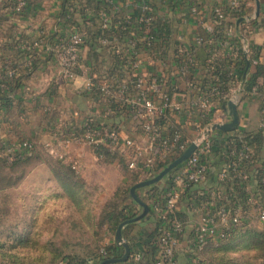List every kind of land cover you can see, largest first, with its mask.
Wrapping results in <instances>:
<instances>
[{"label": "built area", "instance_id": "obj_1", "mask_svg": "<svg viewBox=\"0 0 264 264\" xmlns=\"http://www.w3.org/2000/svg\"><path fill=\"white\" fill-rule=\"evenodd\" d=\"M139 1H141L140 12L134 19L127 16V21L130 23L133 20L136 25H143L142 40L148 45L155 38L151 34L152 8L145 0ZM26 6L27 0H15L10 7L11 18H19V13H22ZM238 7L237 0L231 1L230 9ZM190 9L191 14L199 20L201 14L197 5H192ZM97 15L101 20V27L108 28V13L100 11ZM227 15L226 9L214 7L210 13L211 23L206 27L207 32L212 34L218 26L225 23L223 33L226 38L219 42L222 47H232L230 39L236 33L238 18L233 17L230 21ZM254 17L253 12L250 17L244 19ZM58 27V24L53 27V30L57 32L54 39L50 34L47 37L46 30H37L32 42L20 43V48L26 51L25 58L19 65H6L4 75H0V88L9 90V97H13L15 91L10 90V84L13 85L15 81H18L23 87L26 78L22 76V72L31 68L37 57L50 56L51 62L44 64L45 66L41 63L38 70L44 71L48 65H51L50 67L56 71V76L62 80L75 84L76 89H82L93 97L98 96V100L94 102V115L83 117L77 123L79 135L74 132L70 136L57 137V140L44 144L50 154L79 172L80 163L69 154V145L72 142L83 144L88 146L91 152L103 147L126 157L128 168L138 170L142 180H148L178 158L191 144L194 145L189 156L164 176L167 177L166 185L159 193H156L157 195L151 196L149 192H144L156 212L158 223L154 241L156 246L154 264H176V256L185 232V224L176 213V205L180 197L192 185L204 183L208 179L217 158L222 160L223 166L213 173L214 184L196 195L202 202L203 212L192 225L193 234L188 238L187 264H207L202 257L205 246L210 242L222 241L239 226H252L254 222H258L262 225L260 229L264 231V159L258 158L255 142L244 135L239 128L243 127L240 126L239 115L238 122L232 130L214 127L232 120L229 103L235 104L237 108L243 95H259L256 87L245 89L244 78L237 70L242 58L253 64L259 60V56L256 57L251 53L248 43L244 42L240 44V47L232 48L226 81L229 89L226 94L222 92L221 80L216 79L211 73L220 65L217 54L211 53L206 60L207 69L204 70V74L209 75L212 81L191 101V105L198 108L200 114L203 110V115L205 110L210 111L213 108L216 110V104H218L217 112H219L214 121L212 118L203 126L196 122L195 127L201 128L200 132L194 137H188L176 126H171L169 130L162 127L161 122L166 118L168 110L172 108L180 111L181 104L175 98L171 99L168 93L159 90L160 77L136 75L130 83L119 84L118 76L114 78L87 75L78 84L82 75L80 58L85 31L68 27L64 32ZM212 40L213 37L208 41L200 35L195 37L198 45L205 42L211 45ZM98 41L122 60L123 65L119 68V73L137 71L141 39L136 36L129 38L125 42L126 52L123 51L124 48L107 37H99ZM183 52L184 59L179 72L181 75H187L194 69L196 62L191 51L183 50ZM155 95H158L160 102L155 99ZM125 105L129 107L130 119L135 129L139 131L140 139L124 134L118 124L103 121L101 125L91 124L92 118L108 117L113 112L121 111ZM260 108L263 117L259 128H263L264 102ZM54 143H58L60 149H57ZM31 148L32 145L27 140L13 141L2 150L3 152L0 151V157L13 160L31 151ZM167 155L171 156L164 162ZM110 242L116 244L114 237L109 239ZM99 254L107 257L105 247ZM141 260V251H135L129 254L125 264H138ZM0 264L14 263L9 259H1Z\"/></svg>", "mask_w": 264, "mask_h": 264}, {"label": "crops", "instance_id": "obj_2", "mask_svg": "<svg viewBox=\"0 0 264 264\" xmlns=\"http://www.w3.org/2000/svg\"><path fill=\"white\" fill-rule=\"evenodd\" d=\"M80 6H84L86 0H78ZM152 8L153 27L156 32L154 40L146 45L142 40V34L139 31H130L124 33L125 27L121 26V32L113 35L112 41L118 46L124 48L126 52L125 42L131 37L141 39V49L138 53L139 67L137 71L129 73H119L116 66L115 54L101 43H95L90 46L84 45L81 51L80 66L82 67V75L78 80L80 84L87 75L93 77H114L118 76L119 84L130 83L136 75L150 77L152 75L160 77L159 90L166 92L172 98H175L181 104V110L175 111L170 108L166 118L162 121V127L169 130L171 126H176L188 137H194L200 132L201 128H196V122L202 126L216 119L219 107L210 111H204L203 115L199 113L198 108L192 107L191 101L195 99L200 91L211 82L209 75L204 74L207 69L206 60L210 54L215 52L217 60L221 63L222 70L229 69L231 59L230 53L232 48L240 47L241 43H248L253 47L262 46L259 52H255L251 48V53L257 54L259 60L256 64L245 62V71L242 77L245 82L249 81L251 75L257 72L255 84L259 90V95H243L236 110L239 115V127L242 133L250 137L256 144V153L259 159H264V127L259 128L263 117L261 112V104L264 102V31L262 28H253L250 21L258 17L261 12V6L264 8V0L259 1V13L254 18L244 19L236 26V30L240 32L239 41L231 46L222 47L220 43L213 38L211 45L203 43L196 44L195 37L202 36L207 41L211 39L208 36L206 27L211 23L210 13L216 6L229 9L233 0H145ZM239 6L244 12L242 17H250L256 11V0H237ZM110 4V18H127V16L135 15L140 12L139 0H112ZM197 5L200 11V18L197 20L190 12V7ZM63 0H29L25 7L26 13L22 18H7L0 21V41L3 43L6 39L14 36L35 35V31L39 27L51 29L56 24V16L61 13ZM79 6V5H78ZM264 10V9H263ZM244 17V18H245ZM264 18V12L258 21ZM230 21L233 17H228ZM70 27L86 30L89 22H84L79 12L74 10L72 17L69 18ZM83 21V22H82ZM120 22V21H118ZM136 26V25H134ZM236 33L231 37L233 39ZM230 39V41H231ZM11 40V39H10ZM191 51L195 59L196 65L194 69L187 75H181L179 67L184 59V52ZM118 57V56H117ZM228 57V61H227ZM119 58V57H118ZM244 60V59H243ZM242 60L239 61L241 63ZM243 62V61H242ZM48 65L44 71L36 70L30 77L25 80L24 86L17 90L19 103L16 106L4 105L0 101V151L5 149L13 141H17L23 136L26 139H32L41 144L53 142L56 136L52 134L54 129H58L69 119L94 115V102L98 100V96L93 97L90 93L82 89H76L75 84L66 82L56 76V71ZM122 67V66H121ZM87 70V71H86ZM118 72V73H117ZM211 73L216 79L221 80V89L226 94L229 85L222 81L219 69L212 70ZM218 76V77H217ZM160 102L158 95L154 96ZM221 103V99L219 101ZM124 110L113 112L108 117H99L105 123H114L121 126L124 134L140 139L139 131L135 129L134 123L130 119V110L128 106H124ZM225 107H223L224 109ZM77 150L86 151L85 154L89 158L96 159L86 145H75ZM167 155L164 162L170 158ZM163 162V163H164ZM161 163V164H163ZM222 160L217 158L210 176L204 183L192 185L184 195H182L176 205L178 217L185 224V232L180 242V247L176 256V264H187L188 260V238L193 223L200 217L203 212L202 202L193 199V197L202 192L204 188L213 185L214 174L221 169ZM137 172V171H136ZM139 182L143 181L139 176ZM167 178L163 177L160 181L141 187L138 195L149 205V212L146 218L135 222L129 229L127 239H132L134 249H140L142 253V264H146V252L142 246V237L150 233L155 228L156 212L151 202L145 197L144 192H149L151 196L157 195L166 185ZM160 195V194H159ZM134 208V207H133ZM151 208V209H150ZM142 208L137 203L135 209L130 213L141 212ZM137 214V215H138ZM252 226L262 228L258 222H254ZM125 240V238H124ZM127 243L129 241L125 240ZM129 245V244H128Z\"/></svg>", "mask_w": 264, "mask_h": 264}, {"label": "rangeland", "instance_id": "obj_3", "mask_svg": "<svg viewBox=\"0 0 264 264\" xmlns=\"http://www.w3.org/2000/svg\"><path fill=\"white\" fill-rule=\"evenodd\" d=\"M54 144L60 149L58 143ZM75 145L83 144L72 142L68 147L81 167L74 172L81 182L76 184L82 191L78 205L55 176L56 170L68 172L69 164L59 161L45 146L39 152L21 155L13 164H0V260L9 259L14 264H66L69 255L99 254L114 236L115 221L109 214L123 212L121 192L129 183L124 165L117 160L89 158ZM19 234L23 235L22 244L16 240ZM250 243L252 240L246 235L235 238V249L223 262L264 264V253L248 250L246 245ZM214 256L206 248L202 253L207 264L218 263Z\"/></svg>", "mask_w": 264, "mask_h": 264}, {"label": "trees", "instance_id": "obj_4", "mask_svg": "<svg viewBox=\"0 0 264 264\" xmlns=\"http://www.w3.org/2000/svg\"><path fill=\"white\" fill-rule=\"evenodd\" d=\"M14 1L15 0H1L0 1V21L5 19L4 16L6 17V19L9 17L10 18L12 17V12L10 11V7H12ZM111 1L112 0H86L85 1L86 5L80 6L78 0H63V6L61 9V13L58 14L55 18V20H56L55 22L59 26L58 29H61L65 32L68 29V27H70L69 18L72 17L73 11L76 10L79 12L80 17L84 22H87V21L89 22V24H87L88 26H86L83 46L87 45V44L92 46L95 43H99V41H98L99 37H107L108 39H112L114 34L121 32V29H122L121 26L125 27V29H124L125 34H126V32H130V31H132V32L139 31V33H141V31L143 29V25H141V24L136 25L133 22V20H132V22L129 23L127 21V18H123V19L117 18V17L110 18V16H109L108 28L103 29L101 27V20L97 14L100 11H104V12L106 11L107 13L110 12V4H112ZM28 2H29V0H27V4H28ZM263 9L264 8L261 6V10H260L261 12L259 13L258 17H261L262 12H264ZM226 11L228 13V15H227L228 17H234L236 19L240 18L244 15V12L240 6L236 9H230V8L228 10L226 9ZM25 13H26V10L23 9L22 13H19L20 14L19 18H22ZM137 14L138 13H136L135 15L132 14L131 19H134V17ZM258 17L255 18L254 20L250 21V22L252 23L254 29L260 27L264 31V18L262 17L261 20L258 21L257 20ZM118 21H120V22H118ZM224 24L225 23H222L220 26H218V28L215 29L214 33L209 34L208 36L213 37L218 42L225 39L226 36L223 33ZM134 25H136V26H134ZM37 30H46L47 31V37L50 34L53 39L57 35V32L55 30H53V27L51 29L39 27L36 29V31ZM151 34L154 36L156 34L154 27H153V23L151 25ZM239 37H240V32L238 30H236V36L233 39H231L230 43H232V44L238 43ZM10 39H8V40L6 39L3 43L0 41V75L1 76L4 75V69H5L4 67L6 65H9V66H11L12 64L19 65L20 62L25 58L26 51L20 48V43L32 42L33 36L32 37L14 36V37H10ZM251 48H253L255 50V52H259L260 49L262 48V46L254 45ZM253 55L258 57L257 54L253 53ZM114 56H115L116 63H117L116 66L121 68V66L123 65L122 60L120 58H118L117 55H114ZM42 59H43V61H42ZM241 60L243 62L241 61V63H239V65L237 67V70H238V73L240 74V76H242L244 74V71H245V62H244L245 60H243V58ZM227 61H228V57H227ZM49 62H51L50 56H47L46 58L37 57V59L34 61L31 68L27 69L26 72H24V71L22 72V76L27 79L36 70H38L40 68L41 63L44 65L46 63L48 64ZM119 68H117L118 69L117 71H119ZM217 69H219L220 77H221L222 81L225 83L227 81V70L228 69L222 70L221 63ZM259 69H260V66H258L257 72H255L251 75L249 81L245 82V80H244L245 89L249 90L255 84L256 77L259 75ZM135 77L136 76H134L133 79ZM17 83H18V81H15V83L13 85L10 84V90L15 91V94L13 97H9V92H10L9 90L4 89V88H0V101L4 105H12V106L18 105L19 99H17V98H20V97H18L16 90L22 88V83H18V84ZM124 108H126V107H123L122 110H124ZM87 116H84V117H87ZM81 118H83V117H77V118L69 119L66 123L61 125L58 129H54L52 131V134H54L56 136V138L57 137L64 138L66 136H70L74 132L76 133V135H79L80 131L77 129V127H78L77 123H79ZM92 119H93V121H91L92 125H96V124L101 125V123H102L101 119L96 118V117L92 118ZM70 121H72L71 122L72 124L70 123ZM72 125H74L76 128H72L73 127ZM23 140H27L31 143V145H32L31 151L32 152H39V150L43 149V147H44L43 144L36 142L32 139H26L23 136H21V137H19V139H17V141H23ZM45 150H47V149L45 148ZM92 153L96 156V158L101 157L104 162L117 160V162H121L125 168V173H126L125 175H126L127 180L129 181V183H128V186L126 187V189L121 192V204L123 205L122 206L123 212L119 211L115 215H112V213L109 214V218L111 220L115 221V227L114 228L116 230L119 223H121L122 221H124L126 219H130V218H132L138 214L137 211L130 213L131 210L135 209V205L137 204L130 194V188L139 182V180H140L139 179V173L140 172L138 170L129 169L127 162H126V157H124L123 155H121L117 152H113V151H110V150L102 147V148H99L97 150H93ZM18 157H20V156H18ZM18 157H16L13 160H8L5 157H0V164H2V165L13 164V163L19 161ZM173 159L174 158H172V160ZM59 161H61V160H59ZM69 167H70L69 169H71V170L68 169L67 170L68 172H66V173L62 172V171L59 172L56 170L55 176L58 178L57 180L60 181L61 185H63L65 187L64 190H65L66 194L70 198H72V200L75 202V204L78 205L79 200H80V199L78 200V196H80L82 194V191L78 186H76V184H78V183L81 184V182L79 181V178L77 180V178L75 177L76 175L74 174V172H76V171L74 169H72L70 165H69ZM160 171L161 170H159L158 172H160ZM65 179H68V180L65 181ZM72 180H74L76 182H73ZM140 189L141 188H138L136 190L137 195H138ZM193 199H194V201L195 200L199 201V198H197L195 196L193 197ZM133 224L134 223L127 224L123 228V231H122L123 237L125 238V240L129 241L128 244H129V249H130V252H129L130 255L135 251H141L140 249H134L133 248V244L131 241L132 239H127L129 229L133 226ZM157 224L158 223H157V219H156L155 228H153V230L150 233H147L146 235H144L142 237V246L145 248V250L143 252L147 251L146 256H145V259H146L145 263L146 264H154L155 255H156V246H155L154 241H155V237H156V225ZM192 234H193V232L190 231L189 238L192 236ZM237 235L238 236L246 235L247 237H249L252 240V243L246 245V246H248V250H250V251L258 250V251H261L264 253V231H259V230L256 231V230L250 229V227H248V226H239V227L235 228L222 241H219V242H221L220 244L209 245L210 243H216V242H210L205 246V248L207 249V252L209 254L216 255V256H214V258L215 259L217 258V261H218L217 264H225V262H223V260H225L226 257H228V254L230 252L234 251L235 245L233 244V241L235 238L238 237ZM16 240L18 241V244L24 243L23 235H21V234L17 235ZM205 248L203 249V251L205 250ZM105 249H106L107 254H108L107 257H102L100 254H95L94 256H91V254H89V255H69L67 257V263L66 264H100L101 262H103L104 260H107V259L119 258L124 253V249L122 246L116 245L112 242L108 243L105 246ZM125 263H126V260L120 261V262L105 263V264H125ZM138 264H142V263L140 262Z\"/></svg>", "mask_w": 264, "mask_h": 264}, {"label": "water", "instance_id": "obj_5", "mask_svg": "<svg viewBox=\"0 0 264 264\" xmlns=\"http://www.w3.org/2000/svg\"><path fill=\"white\" fill-rule=\"evenodd\" d=\"M258 13H259V1L256 0L255 15H258ZM243 20H244V17L238 18L236 21V26H238L240 24V22ZM246 63L248 66L249 61L246 60ZM229 109H230V113L233 116L232 120L228 123H225V124L214 125V127H217L219 129H222V130H232L233 128H235V126L238 122V113H237L235 104L229 103ZM193 148H194V145L191 144L178 158H176L172 162H170L166 167H164V169H162L153 178L140 181L130 188V194H131L132 198L134 199V201L136 203H138L141 206L142 210L138 215H136L130 219H126V220L122 221L121 223H119V225L117 226V228L115 230L114 240H115V243L117 245H120L123 247V249H124L123 255L119 258H111V259L104 260L100 264L125 261L129 256L130 249H129L128 243L124 240L123 232H122L123 228L127 224L135 223V222H138V221L146 218L148 215V212H149L148 205L137 195L136 190L138 188L148 186V185H151V184H154V183L160 181L171 169H173L178 164H180L183 160H185L189 156V154L191 153Z\"/></svg>", "mask_w": 264, "mask_h": 264}]
</instances>
